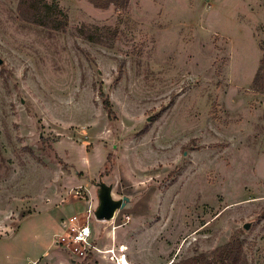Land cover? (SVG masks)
I'll return each mask as SVG.
<instances>
[{
	"label": "rangeland",
	"instance_id": "rangeland-1",
	"mask_svg": "<svg viewBox=\"0 0 264 264\" xmlns=\"http://www.w3.org/2000/svg\"><path fill=\"white\" fill-rule=\"evenodd\" d=\"M17 2L0 0V264L211 260L233 238L264 264V0H55L63 32ZM100 184L128 202L90 213L82 257L65 221L95 211Z\"/></svg>",
	"mask_w": 264,
	"mask_h": 264
},
{
	"label": "trees",
	"instance_id": "trees-1",
	"mask_svg": "<svg viewBox=\"0 0 264 264\" xmlns=\"http://www.w3.org/2000/svg\"><path fill=\"white\" fill-rule=\"evenodd\" d=\"M18 0L16 11L19 19L27 24L45 28L51 31L63 32L67 27V18L59 9L55 0ZM94 8L106 10L113 6L116 10H125L129 0H87ZM108 30V29H105ZM86 39L102 43L100 34L89 32L83 27L78 30ZM108 32V31H107ZM251 89L264 94V51L259 61L257 71L251 82ZM103 106L108 115H112L111 104L103 101ZM170 264H248L243 253L242 244L238 239H230L226 244L214 250L212 259L200 255L187 258L180 262Z\"/></svg>",
	"mask_w": 264,
	"mask_h": 264
},
{
	"label": "built area",
	"instance_id": "built-area-1",
	"mask_svg": "<svg viewBox=\"0 0 264 264\" xmlns=\"http://www.w3.org/2000/svg\"><path fill=\"white\" fill-rule=\"evenodd\" d=\"M90 213H92L94 215V211L92 212L91 210H87V214L84 218V222H80L76 215L70 216L65 221V227L66 226H67V228L69 227V230L71 231V233L69 234V237L67 239H64L63 243L68 242V246L75 247V249L71 248L68 251H73V250L79 249L78 251L80 252L82 257H85L86 247H91V245H90L91 228L89 226L90 225L89 224ZM62 238H64V237H59L60 241ZM65 248H66V246H65ZM81 248H84V250H82ZM121 248L122 247L119 248L120 251H121ZM93 249L96 250V248H93ZM96 251H98V250H96ZM109 253H112V252L109 251ZM116 259H117L116 264H123L124 261H127L125 255H123V254L119 257V259L118 258H116Z\"/></svg>",
	"mask_w": 264,
	"mask_h": 264
},
{
	"label": "water",
	"instance_id": "water-1",
	"mask_svg": "<svg viewBox=\"0 0 264 264\" xmlns=\"http://www.w3.org/2000/svg\"><path fill=\"white\" fill-rule=\"evenodd\" d=\"M98 204L94 211V217L97 221H109L114 217V214L123 209L128 202V198L123 197L121 200H113L109 192V188L103 184L99 185L97 191ZM248 224H245L243 228L247 230Z\"/></svg>",
	"mask_w": 264,
	"mask_h": 264
},
{
	"label": "crops",
	"instance_id": "crops-1",
	"mask_svg": "<svg viewBox=\"0 0 264 264\" xmlns=\"http://www.w3.org/2000/svg\"><path fill=\"white\" fill-rule=\"evenodd\" d=\"M24 221H26V220H24ZM23 221V222H24ZM22 222V223H23ZM64 224V221L62 220V221H59L58 223H57V231H53V233H51V239L49 240V243H50V245L48 246V251H50V252H54L55 250H54V248H52L53 247V244H52V241L54 240L55 241V244L57 245L58 244V242H56V238L58 237H61V233H62V230H61V224ZM21 226V225H20ZM20 228V227H19ZM63 249V248H62ZM65 252L67 251V252H69L68 250H66V249H63ZM43 260V258H41V259H39V262H41Z\"/></svg>",
	"mask_w": 264,
	"mask_h": 264
},
{
	"label": "bare ground",
	"instance_id": "bare-ground-1",
	"mask_svg": "<svg viewBox=\"0 0 264 264\" xmlns=\"http://www.w3.org/2000/svg\"><path fill=\"white\" fill-rule=\"evenodd\" d=\"M124 251V250H123ZM123 264H128V262H126V261H124V263Z\"/></svg>",
	"mask_w": 264,
	"mask_h": 264
},
{
	"label": "flooded vegetation",
	"instance_id": "flooded-vegetation-1",
	"mask_svg": "<svg viewBox=\"0 0 264 264\" xmlns=\"http://www.w3.org/2000/svg\"><path fill=\"white\" fill-rule=\"evenodd\" d=\"M98 189H99V185L97 186V191H98ZM97 191H96V194H97Z\"/></svg>",
	"mask_w": 264,
	"mask_h": 264
}]
</instances>
